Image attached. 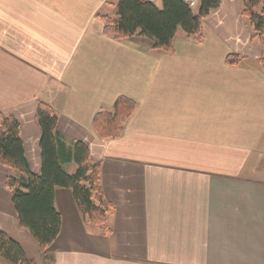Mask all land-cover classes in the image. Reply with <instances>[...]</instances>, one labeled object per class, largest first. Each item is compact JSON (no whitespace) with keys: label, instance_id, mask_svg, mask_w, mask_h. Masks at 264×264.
Masks as SVG:
<instances>
[{"label":"crops","instance_id":"crops-1","mask_svg":"<svg viewBox=\"0 0 264 264\" xmlns=\"http://www.w3.org/2000/svg\"><path fill=\"white\" fill-rule=\"evenodd\" d=\"M219 1L201 42L177 31L165 54L142 36H104L98 13L117 0H0V113L17 120L30 171L41 170L42 102L99 164L113 208L101 236L56 189L60 234L42 251L19 226L0 165V230L32 264H264V55L240 0ZM121 97L135 109L119 138L101 140L94 117Z\"/></svg>","mask_w":264,"mask_h":264},{"label":"trees","instance_id":"trees-1","mask_svg":"<svg viewBox=\"0 0 264 264\" xmlns=\"http://www.w3.org/2000/svg\"><path fill=\"white\" fill-rule=\"evenodd\" d=\"M162 8L146 0H117L110 11L98 13L103 34L115 41L135 36L148 39L153 50L171 54L172 43L180 28L186 37L201 42L204 19L220 6L219 0H198L195 10L182 0H161ZM241 15L251 27V39L258 43L264 55V0H240ZM107 8L110 4H106ZM240 59L228 56L226 65L236 66ZM264 73V60L261 59ZM135 109V103L118 98L112 112H99L93 127L101 140L117 139ZM36 122L41 136L40 173L33 174L25 158L17 120L0 113V165L9 171L5 188L11 196L19 226L26 230L35 244L45 251L57 239L61 217L54 205V191L71 192L85 225L96 228L98 234L110 233L108 218L113 211L104 200L100 184V166L90 161L88 148L81 142L67 141L57 130V116L40 102ZM74 166L72 174L67 173ZM0 259L8 264H32L21 244L0 230Z\"/></svg>","mask_w":264,"mask_h":264},{"label":"rangeland","instance_id":"rangeland-1","mask_svg":"<svg viewBox=\"0 0 264 264\" xmlns=\"http://www.w3.org/2000/svg\"><path fill=\"white\" fill-rule=\"evenodd\" d=\"M178 31H182V30L179 28ZM74 170H75V168L72 165V166H69L66 171L68 174H72L74 172ZM32 242H34V241H32ZM23 246L26 248V253H27V256L29 257V258L28 257L27 258L29 260H32V259L34 260L36 257H35V254L32 252V250L25 243L23 244ZM0 264H8V263L5 262L4 260L0 259Z\"/></svg>","mask_w":264,"mask_h":264},{"label":"built area","instance_id":"built-area-1","mask_svg":"<svg viewBox=\"0 0 264 264\" xmlns=\"http://www.w3.org/2000/svg\"><path fill=\"white\" fill-rule=\"evenodd\" d=\"M190 9L194 10L197 7L196 0H182Z\"/></svg>","mask_w":264,"mask_h":264}]
</instances>
